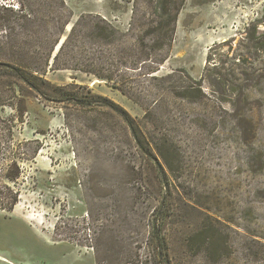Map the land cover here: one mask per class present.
<instances>
[{"label":"rangeland","instance_id":"1","mask_svg":"<svg viewBox=\"0 0 264 264\" xmlns=\"http://www.w3.org/2000/svg\"><path fill=\"white\" fill-rule=\"evenodd\" d=\"M65 2L66 34L100 15L148 51L166 4L174 40L133 95L53 61L34 86L0 73V180L21 171L0 264H155L161 243L172 264H264V0Z\"/></svg>","mask_w":264,"mask_h":264},{"label":"trees","instance_id":"2","mask_svg":"<svg viewBox=\"0 0 264 264\" xmlns=\"http://www.w3.org/2000/svg\"><path fill=\"white\" fill-rule=\"evenodd\" d=\"M4 1L6 2H0V73H6L33 86L38 81H46L42 77L46 70L34 71L32 63L45 61L50 66L53 61L51 70L84 71L110 82L124 94L133 95L132 84L138 75L135 73L148 76L158 71V65L166 58H157L153 50L171 46L176 31V14L172 17L164 4L161 16L168 15V18L156 25L154 33L157 36H154L150 50L141 48L144 43L142 39L126 49L123 44L125 36H122L120 29L100 15L81 16L73 24L70 33L66 34L65 28L70 24L72 14L65 0H17L18 5H14L11 0ZM81 26L88 30L83 36L79 30ZM50 36L55 38L50 39ZM82 38L93 44L102 42L108 47L107 67L98 66L97 59L102 57L95 56V51L86 54L85 62L76 60L75 49ZM48 45L49 49L46 50L44 47ZM83 51L87 52L85 49ZM117 71L122 74L119 76ZM52 88V95L60 89L59 86ZM1 150L0 141V152ZM20 174L17 166L5 174L7 182L0 180L1 209L11 211L18 203L20 191L16 184ZM155 238L160 239L159 234ZM155 250V264H172L168 247L164 243Z\"/></svg>","mask_w":264,"mask_h":264}]
</instances>
